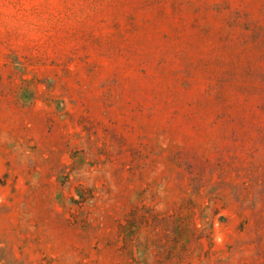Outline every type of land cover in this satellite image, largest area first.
Wrapping results in <instances>:
<instances>
[{
    "label": "rangeland",
    "instance_id": "1",
    "mask_svg": "<svg viewBox=\"0 0 264 264\" xmlns=\"http://www.w3.org/2000/svg\"><path fill=\"white\" fill-rule=\"evenodd\" d=\"M0 264H264V0H0Z\"/></svg>",
    "mask_w": 264,
    "mask_h": 264
}]
</instances>
